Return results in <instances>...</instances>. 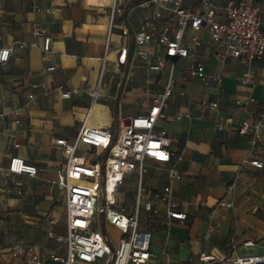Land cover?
<instances>
[{
    "label": "crops",
    "instance_id": "0c3cea01",
    "mask_svg": "<svg viewBox=\"0 0 264 264\" xmlns=\"http://www.w3.org/2000/svg\"><path fill=\"white\" fill-rule=\"evenodd\" d=\"M146 1L0 0V46L16 44L0 66V264H34L14 254L20 246H34L43 264H65L54 257H65L67 245L49 234L67 233L66 194L55 184L65 145L83 124L117 133L125 118L148 112L160 98L171 63L149 71L134 58L136 32L148 28L159 9L145 7ZM258 2L264 32V0ZM115 3L121 11L113 17ZM189 7L201 8L196 2ZM161 13L159 27L176 20L171 3ZM45 37H51L50 52L43 50ZM186 42L191 56L175 61L174 90L156 124L170 139L171 160L143 163V186L171 192L156 197V212H140V227L152 232L148 264H231L222 260L264 254V165L249 162L264 163V55L249 64L234 56L222 60L205 32L191 28ZM123 47L130 51L126 63L119 62ZM145 49L162 51L157 37ZM193 58L205 64L207 76L184 81L180 74ZM63 91L71 97L63 98ZM244 121L249 128L242 134ZM12 156L37 165L38 176L10 172ZM137 187L136 174L127 175L120 202L132 204ZM167 199L185 219L168 215ZM249 240L254 245H246ZM203 252L219 260L204 263Z\"/></svg>",
    "mask_w": 264,
    "mask_h": 264
},
{
    "label": "built area",
    "instance_id": "2783aa9c",
    "mask_svg": "<svg viewBox=\"0 0 264 264\" xmlns=\"http://www.w3.org/2000/svg\"><path fill=\"white\" fill-rule=\"evenodd\" d=\"M194 2L201 8L189 7ZM169 3L176 20L166 19L159 27L156 21L163 22L161 10ZM144 6H159V9L150 18V26L136 32L134 58L149 71H162L170 62L169 76L160 98L154 100L148 112L125 118L117 133L83 124L74 141L65 145L66 161L57 169L55 184L66 194L67 233H49L67 245L65 257H54L65 264H75L76 261L94 263L99 260H105L106 264H148L151 259L152 232L140 227V212H156V197L166 198L171 188L167 186L161 193L144 187L143 163L146 159L159 163L171 160L170 139L165 130L156 129V124L164 116L163 107L174 90L175 61L191 56L186 42L187 30L204 31L216 44L217 56L222 60L234 56L243 58L249 64L264 55L263 18L258 0H226L224 6H219L217 0H147ZM120 11L115 3L112 16ZM154 37H157L162 51L151 53L145 47ZM192 41L196 45L201 43L196 37ZM18 45L24 47L22 43ZM15 47L16 44L0 46V66L10 60ZM43 50L52 51L51 37H45ZM129 53L128 47L121 48L119 62L126 63ZM243 75L247 80L252 77L249 70ZM180 76L184 81L203 80L207 76L205 64L193 58ZM98 94V89L91 91L92 97ZM29 97L34 99L35 94ZM62 97L70 98L71 92L63 91ZM212 105L216 107L217 103ZM248 128L249 124L244 121L239 132L244 134ZM81 146H87L88 154L79 152ZM249 162L258 168L264 165L259 158H251ZM8 170L33 177L39 173L37 165L28 163L20 156L10 158ZM129 174H136L138 187L133 203L128 206L120 202L118 194ZM168 215L176 219L187 216L173 201H168ZM109 224L120 232L116 246L105 229ZM245 244L252 246L254 241L249 240ZM14 254H24L28 261L43 264L34 246L17 247ZM200 259L204 263L219 260L205 252L200 254ZM222 261L264 264V254L237 256Z\"/></svg>",
    "mask_w": 264,
    "mask_h": 264
},
{
    "label": "rangeland",
    "instance_id": "374dc122",
    "mask_svg": "<svg viewBox=\"0 0 264 264\" xmlns=\"http://www.w3.org/2000/svg\"><path fill=\"white\" fill-rule=\"evenodd\" d=\"M61 201H63V198L61 199ZM106 231L110 234L112 241L116 246V244H118L119 242L120 235L118 233H115L108 225L106 226Z\"/></svg>",
    "mask_w": 264,
    "mask_h": 264
}]
</instances>
